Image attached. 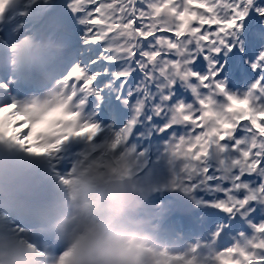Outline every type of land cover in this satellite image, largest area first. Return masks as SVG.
<instances>
[{
	"label": "snow or ice",
	"instance_id": "obj_1",
	"mask_svg": "<svg viewBox=\"0 0 264 264\" xmlns=\"http://www.w3.org/2000/svg\"><path fill=\"white\" fill-rule=\"evenodd\" d=\"M36 2L45 5L35 13L43 32L66 46L61 80L68 81L71 102L56 110L65 116V130L52 135L53 111L34 119L17 102L6 103L0 106V143L50 156L73 138L93 145L103 131L96 120L119 121L101 156L119 163L135 156L128 143L138 125L146 126L170 138L173 188L219 193L210 206L233 217L264 215V0ZM33 8L34 0H26L16 15L28 17ZM249 78L246 91H233ZM0 87L11 91L9 84ZM188 91L193 102H181ZM251 229V236L241 232L206 259L264 264V222ZM49 244L57 257L64 255L62 244ZM160 255L168 264H200L196 256Z\"/></svg>",
	"mask_w": 264,
	"mask_h": 264
},
{
	"label": "rangeland",
	"instance_id": "obj_2",
	"mask_svg": "<svg viewBox=\"0 0 264 264\" xmlns=\"http://www.w3.org/2000/svg\"><path fill=\"white\" fill-rule=\"evenodd\" d=\"M0 11H3V5L0 3ZM128 113H130L129 117L125 118L126 120H128L131 117V112L128 111ZM138 127L140 128V131L137 132V137L140 136H148L150 135L151 138L157 136L158 134L153 130L150 129L146 126H140L138 125ZM129 148H134L136 153L137 150L141 147V155L139 158V163L141 162L142 158H143V154H146V149L144 147V145H128ZM99 148L101 149V153L99 156H96L90 164H88V170L90 171L87 172V174H93L90 178H82L80 180H78V176H76L73 179L72 182V194L74 196V200L76 202H80V195L79 193L81 192V190H86L89 191L93 188V184L94 183H99L100 180H102L105 171H113L114 170V163L115 161L110 159V158H104L101 157L105 154V147L104 146H99ZM153 149H155V151L153 152ZM167 149L164 148V150H162L161 148H159V144H155V146L150 145L148 147V153L152 156V160L151 162L149 161L146 165H145V169H147L148 167L150 168H154V173H156L157 179L154 180V182L151 185V191L154 190H160V191H167L168 194H170L171 196L175 197L177 191H181L180 189H176L172 187V181H173V175L174 172L177 170L176 167L174 166L173 163H171V156L169 153H166ZM54 156L56 154V152L54 151ZM59 163L63 166V167H67L65 163H63L62 161L59 160ZM119 163L122 164L123 168L125 170H131V165H135V156H129L127 157L125 160L120 161ZM81 167H82V163H77L76 164V170L77 171H81ZM138 167V166H137ZM133 168L132 170L137 169ZM156 171V172H155ZM86 174V173H85ZM258 183V182H257ZM9 186H13L14 183L13 182H9L8 183ZM204 206V204H200L199 207L202 208ZM206 207H208L209 205H205ZM0 231H3L1 229V225H0ZM5 238L4 235H0V239ZM206 242H210V240L206 241ZM9 244L7 245V247L9 249L13 248L15 245V241L14 240H10L8 242ZM212 243V242H210ZM4 255L6 256V259L4 261L3 264H14V262H18V259L16 258L15 252L10 251V250H5ZM20 258L24 257L23 255L19 254ZM1 264V263H0ZM60 264H64V261L61 260Z\"/></svg>",
	"mask_w": 264,
	"mask_h": 264
}]
</instances>
